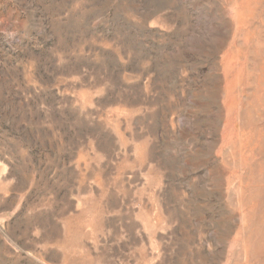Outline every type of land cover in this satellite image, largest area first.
Instances as JSON below:
<instances>
[{"label":"rangeland","instance_id":"374dc122","mask_svg":"<svg viewBox=\"0 0 264 264\" xmlns=\"http://www.w3.org/2000/svg\"><path fill=\"white\" fill-rule=\"evenodd\" d=\"M0 264H264V0H0Z\"/></svg>","mask_w":264,"mask_h":264}]
</instances>
